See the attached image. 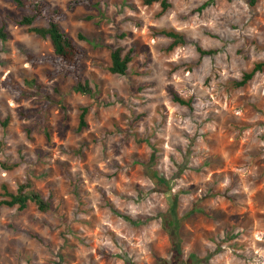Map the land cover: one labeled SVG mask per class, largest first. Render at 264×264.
<instances>
[{"label":"rangeland","instance_id":"obj_1","mask_svg":"<svg viewBox=\"0 0 264 264\" xmlns=\"http://www.w3.org/2000/svg\"><path fill=\"white\" fill-rule=\"evenodd\" d=\"M68 1L51 3L67 10ZM95 1L62 23L85 52L83 93L74 77L29 62L51 42L0 0V192L30 183L52 205L0 206V264H164L162 220L175 192L180 215L215 213L184 218L189 264H264V69L235 85L264 61V0H168L166 11L160 1ZM163 29L189 42L170 48ZM117 47L133 52L125 75L106 68ZM30 79L41 92L19 98L12 86L34 91Z\"/></svg>","mask_w":264,"mask_h":264},{"label":"trees","instance_id":"obj_2","mask_svg":"<svg viewBox=\"0 0 264 264\" xmlns=\"http://www.w3.org/2000/svg\"><path fill=\"white\" fill-rule=\"evenodd\" d=\"M147 4L160 1L163 6V11H166L171 3L168 0H145ZM17 8L25 10L19 17H12V20L21 26H27L30 32L36 35L48 38L53 47V51L48 54L34 55L29 54L28 60L33 66L49 64L53 70L48 73V77L56 78L58 76L74 77L76 84L74 88L79 92H90L89 84L82 82L81 69L85 52L83 47L72 38L62 27V23L67 20L68 12L73 11L79 6H84L88 9H93L97 6L95 0H69L67 2V10L61 7H54L51 0H12ZM209 3L204 4L207 6ZM41 21L45 25H35V22ZM6 25L0 26V37L3 40L7 39ZM171 38L173 41L170 48L181 44H187L189 40L186 35L174 30L163 29L159 32ZM80 37H83L80 35ZM201 55L213 54L215 50H204L200 46L197 48ZM132 50L124 52L122 47H117L111 52V61L106 68L113 74L125 75L128 72L129 64L132 61ZM264 69V61L256 63L255 66L243 74L241 79L235 80L237 87L247 85L256 75L257 72ZM29 88L36 90H23L19 86L13 85L12 91L20 98L22 95L33 96L41 92V85L35 79L26 80ZM174 100L184 105H189L190 100L174 95ZM88 108L83 107L80 114V129L87 126L86 115ZM146 168L150 170L149 163L145 164ZM154 177L159 185H162L165 190L169 189L168 181L165 177L157 172H154ZM3 192L0 195L6 198L0 200V206L15 207L23 210L28 207L29 202H34L42 211H48L52 208L49 201L44 199L42 193L33 187L32 184L26 183L20 185L17 192L8 189L6 185L2 186ZM179 193L175 192L171 196V200L167 211L163 214L162 227L168 235L170 241V257L164 264H189L185 254L186 231L184 229V218L188 216L191 211L205 214L208 217L214 218L215 213L209 212L203 206H195L189 213L184 216L179 213ZM116 214H121L113 205L110 206ZM123 215V214H121ZM126 219L132 220L131 217L123 215ZM208 258L195 257L194 264H204ZM56 264H60L57 262Z\"/></svg>","mask_w":264,"mask_h":264}]
</instances>
